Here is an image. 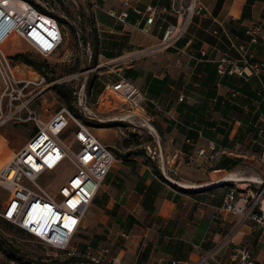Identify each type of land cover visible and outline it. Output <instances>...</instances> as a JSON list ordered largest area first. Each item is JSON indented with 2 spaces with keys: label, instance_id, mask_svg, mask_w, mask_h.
<instances>
[{
  "label": "crops",
  "instance_id": "1",
  "mask_svg": "<svg viewBox=\"0 0 264 264\" xmlns=\"http://www.w3.org/2000/svg\"><path fill=\"white\" fill-rule=\"evenodd\" d=\"M89 1L106 14L108 10L127 9L125 22L114 21L108 14L107 17L123 25L119 32L131 31L133 42L145 47V51H157L151 59L156 67L153 73L143 63L128 68L130 75L125 76L141 85L144 82L143 91L149 97L148 117L162 155L163 151L166 155L168 169L181 173L185 182L195 184L196 164L202 169L199 176L209 180L205 182L216 183L218 188L229 183L227 189L235 187L232 180L222 179L228 171L242 173L244 177L256 171L257 179H262L258 169L264 155V0H198L207 12L192 14L186 31L170 46L157 44L167 24L175 22L172 5L179 0ZM146 5L155 6L156 13L149 32L143 33L136 27L144 23V17L133 7L143 10ZM253 21L262 22V26L257 41L251 43L245 29ZM222 56L229 59L227 68L233 63L243 66L246 56L260 64L259 71L220 74L217 63ZM210 142L228 149L215 162L196 154L198 148L208 147ZM133 153L120 155L108 169L73 244L100 248L108 246V242L127 239L126 249L109 245L122 261L171 264L172 260H195V244L204 250L225 239L224 224L214 221L217 216L208 209L218 208L223 198L220 203L210 192V199L198 200L197 192L164 182L153 170L152 163H156L146 150L145 155ZM244 184L240 188L251 195L250 183ZM238 220L242 227L249 219L238 216ZM236 233L229 237L234 238ZM229 241L225 245H230L229 249L218 254L223 260H227L232 247ZM259 242L258 239L256 245Z\"/></svg>",
  "mask_w": 264,
  "mask_h": 264
},
{
  "label": "built area",
  "instance_id": "2",
  "mask_svg": "<svg viewBox=\"0 0 264 264\" xmlns=\"http://www.w3.org/2000/svg\"><path fill=\"white\" fill-rule=\"evenodd\" d=\"M172 6L175 22L167 24L157 45H172L186 31L192 14L207 12L206 6L198 0H189L188 3L179 0ZM133 9L144 17V23L139 25V29L143 33L149 32L156 13L155 6L146 5L143 10L134 6ZM107 14L114 21L125 22L129 12L127 9H115L108 10ZM62 26L53 13L37 9L29 0H0V126L4 123L32 122L35 129L24 145L1 163L0 187L8 195L0 207V219L12 223L35 238L55 255L61 253L64 260L74 259V264H135L133 261H122L109 245L94 248L89 244L85 247L73 244V238L92 204L93 197L101 188L108 169L116 159L110 146L100 141L90 125L82 120L80 112L88 113L91 118L99 121L102 119L82 106L84 98L81 93L77 96L79 106L76 111L66 104H60L53 114L44 118L37 112L34 103L55 85V81L49 80L47 72L37 71L30 64H22L27 69L23 70L24 67H21L16 57L3 50L2 45L14 34L15 38L24 41L37 54L51 57L63 41ZM261 26L262 22L253 21L246 27L245 33L249 42L257 41ZM228 62L226 57L220 58L217 63L218 73L251 74L257 73L260 67L258 62L246 56H243V66L233 63L227 68ZM108 95L119 98L126 104L129 112L127 117L140 119L138 122L141 126H148L149 97L134 81L118 74L117 79L106 83L99 94L101 104L109 100ZM154 104L157 105L156 102ZM146 148L147 155L161 162V170H169L164 167V155L159 143L156 147ZM227 151L226 147L210 142L208 147L198 148L196 154L208 162H215ZM261 160L264 166V155ZM64 162L72 165L73 173L56 189L46 188L37 182L39 176L57 170ZM222 179L225 180L224 177ZM255 181L260 185L252 194L254 201L248 203L243 188L230 187L223 195L219 212H231L264 226V181ZM258 199L260 205H256ZM0 230L5 236L16 237L1 226ZM229 240L230 237L227 236L204 250L199 248V244H195L198 249L195 260H172L171 264H264V258L255 256L247 245L232 246L227 260L218 257L221 248ZM2 255L0 264H28L8 259L3 253Z\"/></svg>",
  "mask_w": 264,
  "mask_h": 264
},
{
  "label": "rangeland",
  "instance_id": "3",
  "mask_svg": "<svg viewBox=\"0 0 264 264\" xmlns=\"http://www.w3.org/2000/svg\"><path fill=\"white\" fill-rule=\"evenodd\" d=\"M33 1L40 6L42 5L45 10L53 13L55 16L57 15L64 18L75 28V31L71 32L68 24L62 23L63 41L57 51L48 58L44 56L42 57L34 52L24 41L15 38L14 34H12L2 45L4 52L9 55H13L16 52L23 53L26 60L24 59V56L16 58V60L21 63V67H24L23 70L27 69H25V66L22 64L28 65L30 63L26 61H32L33 64L36 65L30 64L34 69L47 72L49 80L55 81L53 87L58 85H64L67 87L68 96L71 99V105L75 111L77 109L76 107L79 106V99L77 96L81 93V96L84 98L82 106L86 107L87 110L95 112L102 121H99L96 118H91L88 113L80 112L82 120L87 125H90L92 131L97 135L100 141L104 143L107 142L116 158H119L122 154H135L133 153L135 150H140V152L145 155V150L147 149L146 145H149L151 148L156 147L158 145L156 132L151 131L147 126H141L138 122L140 119L131 118L130 116L127 117L129 112L125 103L119 98L108 95L107 97L109 100L101 104L102 102H100V97L98 96L103 91L106 83H112L117 79L118 73L128 76L126 70L132 66L145 63L151 68L150 72L153 73L156 70V67L155 65H152L151 59L157 51H145V47L143 48L133 42L134 38L132 37L131 31H124V33L119 32L118 30L121 29L123 25L113 22L107 17L106 12L100 10L98 6H93L89 0H85L83 3L79 0ZM110 28H112L113 31H109ZM138 28L139 27H136V29L140 31ZM94 31L96 32L98 41L96 51L93 53L89 46V42L86 43L83 36L90 39ZM108 50L114 53L113 57L108 56L106 53ZM92 54L96 58V62L93 64L91 63ZM171 66L175 67L174 65ZM116 69L117 72H115ZM89 79H91L92 84L87 88V82ZM134 81L143 90L144 82L141 85L139 81ZM53 87L46 90L34 103L37 112L42 114L44 118L53 114L60 104H66L61 98H58ZM149 106L152 107V105ZM44 108H46V110ZM119 117H124V119H120ZM149 123L152 125L151 119L149 120ZM34 130L32 122L2 124L0 126V163L9 158L16 149L23 146V143ZM6 139L8 141H6ZM164 156V167H167L169 164L166 155ZM152 159L157 164L159 170H161V162L157 158ZM195 168L196 183L209 181L202 174L199 176L202 169L196 164ZM72 171V165L68 162H64L57 170L39 176L37 182L46 188L49 187L56 189L61 182L65 181V179L73 173ZM161 172L168 181L177 185V187H186L177 183V181L180 180L185 181L181 173H176L170 169L165 172L161 170ZM258 172L262 175L264 181L263 164L260 165ZM241 174L242 173H238V175ZM247 175L248 177H255L257 174L256 171H254ZM232 182H234L233 185L237 188L239 187V189L240 186H245L244 182L250 183L249 187L252 189L253 193L247 196L248 203L254 201V196L252 194H254L255 188L260 185L258 182L241 179L240 181L236 180ZM216 185V183L210 181L209 186L186 188H191L195 193L197 192L198 200L202 201L210 199L209 194L212 192L213 194L211 197L219 201L223 198L222 196L230 184H225V187L223 188H218L219 186ZM7 195L8 192L0 187V207L3 206V200ZM260 204L261 203L258 199L256 205ZM201 206H203V204ZM204 206L206 207V205ZM208 209L211 210L210 213L215 212L217 217L214 218V221L217 220L216 222L224 224L225 229L222 232L224 238H227V236H230L231 234L233 235L235 231L237 232L234 238H230L229 243L231 246L247 245L253 250L256 256L262 257V255H264L263 225H258L252 220H246L242 227H240L241 222H238V216L230 212L222 214L219 212L218 208H215L214 210L212 208ZM0 226L2 229L4 228L7 232L16 236L6 235L16 248H18L19 252L30 260L40 262H62L64 260V256L61 253L55 255L51 249L48 250L43 247L38 240L35 238L33 239L12 223H6L5 220L0 219ZM258 239L260 242L256 245ZM108 243L115 249H118V246L122 248L124 247L125 249L129 246L127 239L120 240L117 243ZM118 243H121L122 245ZM229 246L230 245L222 247L219 256L221 253L226 252L227 249H229ZM87 264L91 263L88 262Z\"/></svg>",
  "mask_w": 264,
  "mask_h": 264
},
{
  "label": "trees",
  "instance_id": "4",
  "mask_svg": "<svg viewBox=\"0 0 264 264\" xmlns=\"http://www.w3.org/2000/svg\"><path fill=\"white\" fill-rule=\"evenodd\" d=\"M29 1H31L35 5V7L37 9H39V10H45L44 7H42V5L40 6L39 4L35 3L33 0H29ZM45 11H47V10H45ZM55 17H57L58 21L61 24L62 23L68 24V26L70 27V31L71 32L72 31H75V28L71 24H69L64 18H62L60 16H57V15ZM83 37L85 38L84 41L86 43L89 42V46L91 48V51L94 53L96 51L97 41H98L96 32L94 31V33H93V35H91L90 39L86 38L85 36H83ZM106 53L108 54L109 57H113L114 56V53H112L110 51H106ZM13 56L16 57V58H18L20 56H24V54L23 53H20V52H16L15 54H13ZM91 57H92L91 63L93 64V63L96 62V58L94 57L93 54L91 55ZM24 59H25V56H24ZM26 62H29L30 64H33V62L32 61H29V60L26 61ZM33 65H35V64H33ZM126 72H127L128 75H130V70H127ZM87 83H88L87 84V88H88L92 84L91 83V79H89ZM53 89L55 90L58 98H61L64 102H66L67 106L73 110V107L71 105V99L68 96L67 87H65L64 85H58V86L53 87ZM111 124H113V123H111ZM155 126H156L158 132L160 133L159 127L157 125H155ZM135 152H140V150H136ZM152 168L155 171V173L164 182H168L169 184H172L173 186H176L177 187V185H175L172 182L168 181L167 178L164 177V175L162 174L161 170H159V168H158V166L156 164H153L152 163ZM181 189H183L185 191H188V192H195L193 189H188V188H184V187H181L180 190ZM256 210H258V209H256ZM0 251H3V253L6 255V257L8 259L15 260V261H19L20 260V261L26 262L28 264H74L73 263L74 262L73 261L74 259H65L62 262H58V261H49V262L32 261L29 258H26L25 256H23L19 252L18 248H16V246L5 236V234H2L1 232H0Z\"/></svg>",
  "mask_w": 264,
  "mask_h": 264
},
{
  "label": "bare ground",
  "instance_id": "5",
  "mask_svg": "<svg viewBox=\"0 0 264 264\" xmlns=\"http://www.w3.org/2000/svg\"><path fill=\"white\" fill-rule=\"evenodd\" d=\"M120 118V117H119ZM148 126V129H150L151 131H155V129H154V126L153 125H151L150 123H146ZM155 133V132H154ZM11 157V156H10ZM9 157V158H10ZM8 159V158H7ZM7 159H5V160H7ZM5 160H3V161H1V163L2 162H4ZM1 163H0V166H1ZM223 177L225 178V179H228V180H232V181H236V180H240V179H243V178H248L249 180H251V181H255V179H257V176H255V177H244V176H242V175H238V173H236V172H234V171H232V172H229V173H226L225 175H223ZM215 181H217V180H215ZM177 183L178 184H182V185H184V186H187V187H192V188H195V187H199V186H209L210 185V183H208V182H204V183H195V184H192V183H188V182H185V181H182V180H180V181H177ZM263 210H264V198H263Z\"/></svg>",
  "mask_w": 264,
  "mask_h": 264
}]
</instances>
